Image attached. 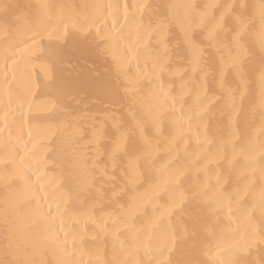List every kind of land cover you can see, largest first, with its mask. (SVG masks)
I'll return each instance as SVG.
<instances>
[{
  "label": "bare ground",
  "instance_id": "6f19581e",
  "mask_svg": "<svg viewBox=\"0 0 264 264\" xmlns=\"http://www.w3.org/2000/svg\"><path fill=\"white\" fill-rule=\"evenodd\" d=\"M4 3L0 264H264V0Z\"/></svg>",
  "mask_w": 264,
  "mask_h": 264
},
{
  "label": "snow or ice",
  "instance_id": "6c2138e0",
  "mask_svg": "<svg viewBox=\"0 0 264 264\" xmlns=\"http://www.w3.org/2000/svg\"><path fill=\"white\" fill-rule=\"evenodd\" d=\"M0 7H3V9L5 10V13L8 12V10L12 7L11 5L4 3L2 5H0ZM42 8H54L55 6H51V5H42ZM170 8H174L176 7L175 5H169ZM183 7L187 8L189 10V15L190 17L195 20L197 17H199V20L201 22H203L206 13H196L194 11L195 6L194 5H184ZM262 7H264V5H262ZM209 39L212 40L214 39V37L212 36L211 33H209ZM24 43H26V41H22ZM189 43L191 44V40L189 39ZM193 53H194V60L195 63L198 65L199 64V56L201 55V49H199L198 47H193ZM256 53L253 52H249L248 53V58L252 59L253 57H255ZM259 57H260V62L262 65V71H261V80L262 82H264V44H262L261 46V50L259 52ZM237 60H239V57H237ZM211 63V62H210ZM237 68V72L239 73L241 70L242 65H240L239 63H237L236 65H234ZM241 83H243V81H241ZM221 90L225 92V95H227L228 97L231 98L232 101V109L235 111V97L232 93V89L229 88L226 91L224 90V86L223 84H221ZM158 93L165 99V101L167 102V100L171 99L173 101L172 103V107L175 108V104L176 103H180L182 101V97L181 96H177V97H170L169 93L166 92L164 90V86L160 85L158 88ZM74 99V98H73ZM262 108H264V93H262ZM65 109H68V111L65 113L66 117H70L71 116V105L70 103H63V101L61 102L60 105V110L64 111ZM183 132V125L177 121L175 123V132L174 135L175 137H180L182 135ZM261 151H264V144L261 145ZM39 216L42 220H45L46 222H48L50 219H54L51 217V213H47L44 214L43 212H39Z\"/></svg>",
  "mask_w": 264,
  "mask_h": 264
}]
</instances>
